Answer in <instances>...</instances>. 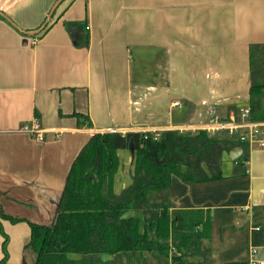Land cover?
I'll use <instances>...</instances> for the list:
<instances>
[{
	"label": "crops",
	"instance_id": "1",
	"mask_svg": "<svg viewBox=\"0 0 264 264\" xmlns=\"http://www.w3.org/2000/svg\"><path fill=\"white\" fill-rule=\"evenodd\" d=\"M55 1L0 0L10 21L0 16V212L23 219L0 217L9 264H34L28 222L53 220L91 135L200 129L214 116L248 121V48L264 45V0H64L44 29L26 34ZM67 23L87 25V46L73 44ZM34 124L44 141L24 132ZM246 151V175L232 176L225 157L221 180L170 181L171 211L210 213V264H264V149ZM117 154L119 195L133 155Z\"/></svg>",
	"mask_w": 264,
	"mask_h": 264
},
{
	"label": "trees",
	"instance_id": "2",
	"mask_svg": "<svg viewBox=\"0 0 264 264\" xmlns=\"http://www.w3.org/2000/svg\"><path fill=\"white\" fill-rule=\"evenodd\" d=\"M66 28L76 47L88 45L86 24L67 23ZM248 49L249 117L264 122V45ZM74 116L90 124L86 117ZM89 138L70 165L53 220L47 225L28 222L26 247L35 255L34 264H210V213L171 211L170 181L173 176L194 183L221 180L222 161L239 148L243 153L232 161L231 174L246 175L248 145L229 139L225 131L208 135L205 130L103 132ZM122 149L133 155V172L131 183L116 195L113 182ZM138 211L141 218L126 216ZM0 217L11 223L23 220L3 212ZM0 234V264H9L1 225ZM191 256L202 260L190 262Z\"/></svg>",
	"mask_w": 264,
	"mask_h": 264
},
{
	"label": "built area",
	"instance_id": "3",
	"mask_svg": "<svg viewBox=\"0 0 264 264\" xmlns=\"http://www.w3.org/2000/svg\"><path fill=\"white\" fill-rule=\"evenodd\" d=\"M88 28V27H87ZM242 116L248 118V121L244 122H224L214 116V119L209 120L200 129L184 128L179 132L205 130L208 135H214L218 132L225 131L229 139H233L236 142L246 143L248 146L264 149V123L251 122L249 120V108L243 110ZM24 132L27 133L33 140L42 142L44 137L42 131L37 124L32 126H25ZM156 135V133H154ZM255 264V263H251Z\"/></svg>",
	"mask_w": 264,
	"mask_h": 264
},
{
	"label": "water",
	"instance_id": "4",
	"mask_svg": "<svg viewBox=\"0 0 264 264\" xmlns=\"http://www.w3.org/2000/svg\"><path fill=\"white\" fill-rule=\"evenodd\" d=\"M64 0H56L55 3L52 5V7L50 8V10L48 11V14L47 16L45 17V21L44 23L42 24V26L34 31V32H31V33H26L28 35H31V34H36L38 33L39 31H41L42 29H44L48 22L50 21V17L52 16V14L54 13V11L56 10V8L63 2ZM0 16L3 17L5 20L9 21L8 18L5 16V14H3V12L0 10ZM10 22V21H9ZM242 155V151L241 149H235V150H232V151H229V154H228V157L231 161H234L236 159H238L240 156Z\"/></svg>",
	"mask_w": 264,
	"mask_h": 264
},
{
	"label": "bare ground",
	"instance_id": "5",
	"mask_svg": "<svg viewBox=\"0 0 264 264\" xmlns=\"http://www.w3.org/2000/svg\"><path fill=\"white\" fill-rule=\"evenodd\" d=\"M250 102V101H249ZM132 154V153H131Z\"/></svg>",
	"mask_w": 264,
	"mask_h": 264
}]
</instances>
